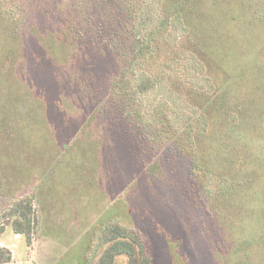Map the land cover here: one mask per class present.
Returning <instances> with one entry per match:
<instances>
[{
	"label": "trees",
	"instance_id": "obj_1",
	"mask_svg": "<svg viewBox=\"0 0 264 264\" xmlns=\"http://www.w3.org/2000/svg\"><path fill=\"white\" fill-rule=\"evenodd\" d=\"M66 1L72 4L71 11L82 13L78 21L67 18L68 6L62 12L58 0L56 4L47 0L31 14L25 13V8L5 10L0 2V55L3 53L1 59L8 67L5 65L2 75L13 84L23 81L21 92H13L16 89L7 85L5 101L10 103L5 106H16L20 100L18 105L28 116L32 113L25 101L33 91L40 97L42 87H33L26 80L29 78L42 79L50 91L65 90L69 98L72 90L82 91L90 104L84 97V106L78 108L89 115L80 121L92 120L94 115L89 117L96 109L109 108V117L99 119L100 126L112 130L116 136L111 138L127 131L131 141L142 145L145 160L139 171L144 167L147 190L161 187L163 194L179 200L176 209L184 212L170 215L176 223L188 224L186 233L206 264H257V255L264 252V208L252 211L244 206L243 212L224 211L227 200L264 204V196L253 189L241 191L252 185L253 179L264 186V173L248 176L246 161L258 158L240 139L245 129L240 121L243 113L255 110L259 122L264 119V97L255 83L258 74L264 73V62L258 66L256 60L264 57V38L260 37L257 50L248 49L244 62L235 65L241 56L233 53L235 67L226 69L219 55L228 58L230 52L207 44L203 25L194 15V0ZM144 10L148 17V10L154 13L147 26L141 20ZM225 11L228 9H223L227 14ZM3 13L12 18H3ZM235 88L249 92L237 93L232 91ZM152 93L160 96L152 98ZM65 140L56 151L69 150L70 146L67 150L63 147ZM126 186L117 198L120 204L128 197ZM241 213L244 220L239 218ZM255 217L258 221L253 224ZM188 218H196L198 225L190 224ZM0 220V233L9 224L16 234L25 235L28 246L32 244L38 225L33 198L9 204ZM116 222L100 230L102 251L86 264H154L158 231L170 237L169 243L180 255L182 240L172 235L175 228L152 224V236L137 223L131 227ZM235 257L238 259L231 261ZM0 264H15L6 246H0Z\"/></svg>",
	"mask_w": 264,
	"mask_h": 264
},
{
	"label": "rangeland",
	"instance_id": "obj_2",
	"mask_svg": "<svg viewBox=\"0 0 264 264\" xmlns=\"http://www.w3.org/2000/svg\"><path fill=\"white\" fill-rule=\"evenodd\" d=\"M46 1L0 0L5 10L7 7L20 11L25 8L24 12L30 14L37 13L38 8H43ZM59 5L62 12L68 6L66 16L70 21H78L80 18L77 16H82L80 12L71 11L72 4L67 5L66 0H58ZM192 8L207 34V44L222 52L229 50L228 58L224 53L219 55L220 62H223L226 69L244 62L248 49L257 50L261 46L259 39L264 38V0H194ZM223 9H228L225 11L227 14H224ZM1 13L0 10V15ZM147 13L150 16L144 10L141 19L145 26L154 18L152 11L148 10ZM4 15L3 18H12L8 13ZM2 32L0 22V48ZM223 37L232 38L233 41L227 43ZM216 41H219L218 45L215 44ZM233 53L234 56H241L238 62L237 57H231ZM1 57L3 53L0 55V214L9 204L30 196L33 198L38 220L35 238L29 247L25 235L16 234L9 224L0 233V246L11 249L16 259L15 264H86L95 261L103 248L98 240L100 230L109 222L116 221L131 227L137 223L148 228L149 232L154 229L150 226L156 223L175 228L172 235H177V239L182 240L180 255L169 243L170 237L158 231L154 237V264H206L202 255H198L193 248L191 236L186 233L185 227L188 224L176 223L170 215L184 212L176 209L179 200L175 196L163 194L161 187L147 190L149 182L142 175L144 167L139 171L145 160L142 145L138 141H131L127 137V131L111 138L116 136L112 130L106 125L100 126V120L106 121L109 117L110 109H96L89 117L90 119L94 115V118L83 123L80 119L82 116L85 119L89 113L85 115L80 109L84 106V97L90 104L89 97L84 96L82 91L79 94L72 90L69 98L65 90L50 91L42 79L32 78L26 80L33 87H42L40 97L33 91L34 94H30L25 101L32 113L28 116L27 110L18 105L20 100L16 106L6 107L10 102L5 101L9 94L5 88L11 84L10 87L16 89L13 92H21L19 85L23 81H15L13 84L9 78H3L6 64ZM256 60L260 66L264 57L260 55ZM30 68L34 69L33 66ZM255 83L261 89L260 97L263 98L264 73L258 74ZM232 91L249 92L247 88H241L240 91L235 88ZM151 96L155 98L160 94L152 93ZM260 97L258 96L257 102L261 107ZM12 98L15 99V95ZM254 112L255 110L243 113L240 120L245 127L240 139L258 158L256 162L246 161L248 176L264 173V119L259 122L257 113ZM216 117L218 116L215 115ZM101 134L103 140L100 139ZM67 138L69 143L66 144ZM63 139H66L63 147L70 146L69 150L66 148V153L56 151ZM250 170L253 172H249ZM125 186L128 197H124L125 204H120L117 198H121L119 194ZM250 188L259 193L260 197L264 196V186L258 184L257 179H253L252 185L243 186L241 191L244 193ZM227 202L224 211L227 214L239 212L240 209L243 212L244 206L252 211L264 208V204L257 201L256 204H235L233 200ZM244 216L241 213L239 218L244 220ZM188 220H191L190 224L198 225L196 218ZM252 221L254 224L258 217ZM192 233L194 234V230ZM151 235L153 236V232ZM257 257V264H264V252ZM235 259L238 258H232L231 261ZM253 259L256 260V256Z\"/></svg>",
	"mask_w": 264,
	"mask_h": 264
},
{
	"label": "crops",
	"instance_id": "obj_3",
	"mask_svg": "<svg viewBox=\"0 0 264 264\" xmlns=\"http://www.w3.org/2000/svg\"><path fill=\"white\" fill-rule=\"evenodd\" d=\"M27 246H28V245H27ZM28 247H29V246H28ZM13 258H14V260H16L14 256H13ZM15 262H16V261H15Z\"/></svg>",
	"mask_w": 264,
	"mask_h": 264
}]
</instances>
